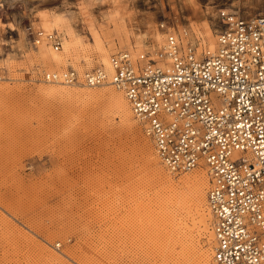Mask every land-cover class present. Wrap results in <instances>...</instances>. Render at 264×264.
<instances>
[{
    "label": "rangeland",
    "instance_id": "obj_1",
    "mask_svg": "<svg viewBox=\"0 0 264 264\" xmlns=\"http://www.w3.org/2000/svg\"><path fill=\"white\" fill-rule=\"evenodd\" d=\"M179 1L0 0V264H214L211 214L201 226L168 190L205 168L169 172L134 113L99 95L110 86L75 84L95 93L85 98L44 90V71L103 65L100 44L109 57L160 45L162 22L213 48L221 7L264 14V0ZM54 15L61 66L30 35Z\"/></svg>",
    "mask_w": 264,
    "mask_h": 264
},
{
    "label": "built area",
    "instance_id": "obj_2",
    "mask_svg": "<svg viewBox=\"0 0 264 264\" xmlns=\"http://www.w3.org/2000/svg\"><path fill=\"white\" fill-rule=\"evenodd\" d=\"M214 48L167 27L163 45L111 54L80 72L44 71L46 80L112 84L171 173L209 174L214 264H264V14L221 7ZM37 45L63 44L57 31H30Z\"/></svg>",
    "mask_w": 264,
    "mask_h": 264
},
{
    "label": "bare ground",
    "instance_id": "obj_3",
    "mask_svg": "<svg viewBox=\"0 0 264 264\" xmlns=\"http://www.w3.org/2000/svg\"><path fill=\"white\" fill-rule=\"evenodd\" d=\"M42 2H45V1H50V0H40ZM85 1H88V0H85ZM173 1L172 4L177 1V0H171ZM179 1V0H178ZM196 2V1H195ZM179 3L181 4V2L179 1ZM197 3V2H196ZM116 8L118 9V11L121 9V4L119 3H116ZM34 7V6H33ZM184 7V6H183ZM35 8V7H34ZM182 8V7H181ZM116 10V12H118ZM129 12V11H128ZM24 14V13H23ZM62 18V17H61ZM64 19V18H62ZM59 21H60V17L58 15H54L49 21L47 20L44 28L45 29H41L43 31V33L46 34V32L48 33L49 30H52L54 29L58 24H59ZM65 22V20H64ZM201 22V21H200ZM198 24V23H197ZM195 25V24H194ZM208 25V24H207ZM60 26V24H59ZM63 26V25H62ZM196 26V25H195ZM209 27V25H208ZM61 28V27H60ZM207 29V28H206ZM211 29V27H210ZM209 29L206 30L208 31V35H210L211 37H209V41H210V45L211 47L216 46V42H215V39L214 37L212 36V32L211 30ZM35 30H40V29H35ZM187 29L184 28L183 31L181 32H184L186 31ZM54 32V31H52ZM189 32V31H188ZM162 35V34H160ZM97 37V41L99 42L100 44V39H99V36H96ZM164 38V36H163ZM165 38H166V32H165ZM67 39V38H66ZM69 40V39H68ZM68 42V41H67ZM66 42V43H67ZM165 42V40L163 42H161L160 45H163ZM49 41L47 40H44L43 42L39 43L41 44L40 45V54L45 57V59H48V61H54L56 60V62L59 63L58 66H61V65H64L66 64L65 62H67V59H66V56L64 54V50H60L59 52L57 51L55 55L52 54V50L50 49L51 45L49 46L48 45ZM64 43V42H63ZM65 43V44H66ZM37 44V45H39ZM98 44V45H99ZM104 44V43H103ZM63 45V44H62ZM68 45V44H66ZM97 45V44H96ZM97 45V46H98ZM159 45V46H160ZM96 46V47H97ZM214 46V47H215ZM100 49V55H101V60H102V64L103 66L111 71L112 68H111V64H110V57L108 56V54L106 53L105 49L102 47V45L100 44L98 46ZM213 47V48H214ZM68 48V46H66V49ZM54 49V48H52ZM56 49V48H55ZM98 49V48H97ZM73 50V49H72ZM98 50V51H99ZM56 51V50H55ZM54 51V52H55ZM66 51V50H65ZM68 52V51H67ZM71 52V51H70ZM75 52V51H74ZM97 52V51H96ZM73 53V52H72ZM99 54V53H98ZM41 57V56H40ZM42 58V57H41ZM88 59V58H87ZM43 60V58H42ZM55 62V64H56ZM74 67V66H73ZM76 68V67H75ZM79 70V69H78ZM49 71H56V72H62L64 71V69H61V70H49ZM80 71V70H79ZM84 71V70H83ZM83 71H80V72H83ZM49 81V80H48ZM50 84L44 88V90H46L48 93H52V94H56V93H60V94H66L68 96H74V97H78V98H85L87 96H94L95 93L92 92V91H88V90H82V89H75V84H78V83H65V82H54V81H49ZM80 86H84L85 84L83 83H79ZM106 86H110L109 89L105 90L103 93H99V95H102V96H106L108 97V99L110 100V102L113 104V106L115 107L116 110H118L120 113L124 114L126 117L130 118L132 115H133V111H132V108L130 106V103L128 101V99L126 98L125 94L117 89V88H114V85L112 84H102V85H96L95 87H106ZM93 87V86H92ZM148 149V148H147ZM149 154V153H148ZM151 155V160H153V157H155L153 155V153L150 154ZM156 160V159H154ZM203 167V166H201ZM205 168V167H204ZM200 170V169H199ZM206 171V172H205ZM185 179H183L181 182H179L178 184L176 183H169V189L168 187H166V189H168L170 191V193H172L177 199L178 201H181V200H186L189 199V201H192L191 203V206H193L197 213L199 214L200 216V225L201 226H205V228H207L206 226H208V224L206 225V221H207V213H210L211 214V211L209 209V206H208V199H207V196H206V187L209 183V174L207 172V169L205 168V170H200V171H197L191 175H188L187 177H184ZM168 181V180H167ZM166 186V185H165ZM113 188V187H112ZM189 205V207H191ZM208 209V212H206V210ZM192 210V209H191ZM195 211V212H196ZM195 217V216H194ZM198 219V218H197ZM211 220H212V215H211ZM185 221V220H184ZM187 223V222H186ZM197 223V222H196ZM183 226L180 228L182 229L183 231V228H186V225L182 224ZM211 228H212V224H211ZM190 230V229H189ZM188 230V231H189ZM204 230V229H203ZM206 230V229H205ZM213 231V229L211 230ZM182 233V232H181ZM179 234V233H178ZM186 234V232H185ZM190 234V233H189ZM181 239V238H180ZM183 239V238H182ZM181 239V241H182ZM213 249V248H212ZM207 253V252H206ZM207 257V255H206ZM206 259V258H205ZM208 261H206V264H210L209 262V259H207Z\"/></svg>",
    "mask_w": 264,
    "mask_h": 264
}]
</instances>
